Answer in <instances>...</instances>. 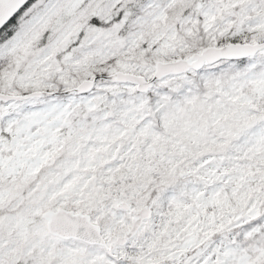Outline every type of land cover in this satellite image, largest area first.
Returning a JSON list of instances; mask_svg holds the SVG:
<instances>
[{"label": "snow or ice", "instance_id": "1", "mask_svg": "<svg viewBox=\"0 0 264 264\" xmlns=\"http://www.w3.org/2000/svg\"><path fill=\"white\" fill-rule=\"evenodd\" d=\"M0 264H264V0H0Z\"/></svg>", "mask_w": 264, "mask_h": 264}]
</instances>
